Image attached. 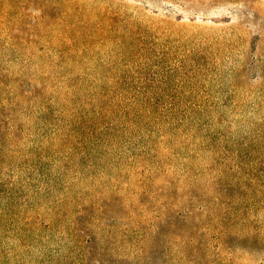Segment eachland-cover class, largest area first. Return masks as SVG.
Returning a JSON list of instances; mask_svg holds the SVG:
<instances>
[{
  "label": "rangeland",
  "instance_id": "obj_1",
  "mask_svg": "<svg viewBox=\"0 0 264 264\" xmlns=\"http://www.w3.org/2000/svg\"><path fill=\"white\" fill-rule=\"evenodd\" d=\"M0 264H264V0H0Z\"/></svg>",
  "mask_w": 264,
  "mask_h": 264
}]
</instances>
